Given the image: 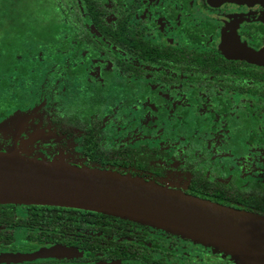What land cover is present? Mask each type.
<instances>
[{
    "label": "flooded vegetation",
    "instance_id": "obj_1",
    "mask_svg": "<svg viewBox=\"0 0 264 264\" xmlns=\"http://www.w3.org/2000/svg\"><path fill=\"white\" fill-rule=\"evenodd\" d=\"M2 21L13 148L264 216L244 199L264 198V0H0ZM0 264L232 263L128 220L0 204Z\"/></svg>",
    "mask_w": 264,
    "mask_h": 264
},
{
    "label": "water",
    "instance_id": "obj_2",
    "mask_svg": "<svg viewBox=\"0 0 264 264\" xmlns=\"http://www.w3.org/2000/svg\"><path fill=\"white\" fill-rule=\"evenodd\" d=\"M0 204L100 213L203 244L232 264H264V216L130 175L39 160L15 148L0 152ZM41 252L54 256L66 253ZM37 254L23 257L35 258Z\"/></svg>",
    "mask_w": 264,
    "mask_h": 264
},
{
    "label": "trees",
    "instance_id": "obj_3",
    "mask_svg": "<svg viewBox=\"0 0 264 264\" xmlns=\"http://www.w3.org/2000/svg\"><path fill=\"white\" fill-rule=\"evenodd\" d=\"M5 28L7 33L0 31V115H5L12 105H17L15 101L12 100L13 97V86H12V60L15 54L12 52V34L11 28L8 22L5 23ZM23 88V87H21ZM26 92L23 91L19 94L18 100L25 99ZM20 101H18L19 103ZM82 128V127H81ZM94 127H88L85 134V153L88 156L93 148L99 142V137L96 136ZM257 195V196H256ZM248 194L244 199L252 206H255L257 209L260 208V205L264 204V198L259 197L260 195ZM257 215H260L257 214ZM262 216V215H260Z\"/></svg>",
    "mask_w": 264,
    "mask_h": 264
},
{
    "label": "rangeland",
    "instance_id": "obj_4",
    "mask_svg": "<svg viewBox=\"0 0 264 264\" xmlns=\"http://www.w3.org/2000/svg\"><path fill=\"white\" fill-rule=\"evenodd\" d=\"M0 25H1L0 30L7 33V29H4L6 24H4V22L2 21V22H0ZM5 125H9V124L8 123H0V137L2 138V140H0V141L6 145V147H4L5 149H3V151L0 148V152H8L10 150L11 144H12V148H13L14 147V141H15L14 138H16L15 134L12 132V130L7 129L5 127ZM15 129H17V127ZM33 129H34V127H33ZM1 142H0V147H1ZM41 146L44 147V146H47V144H43ZM41 146L38 148H42ZM31 157L39 159V160H49L50 159L47 155H38V154H33V153H31Z\"/></svg>",
    "mask_w": 264,
    "mask_h": 264
}]
</instances>
